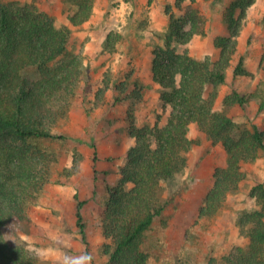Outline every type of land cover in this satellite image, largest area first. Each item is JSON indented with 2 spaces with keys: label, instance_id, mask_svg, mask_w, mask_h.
Segmentation results:
<instances>
[{
  "label": "rangeland",
  "instance_id": "rangeland-1",
  "mask_svg": "<svg viewBox=\"0 0 264 264\" xmlns=\"http://www.w3.org/2000/svg\"><path fill=\"white\" fill-rule=\"evenodd\" d=\"M1 1L35 2L54 17L58 27H69L68 50L81 57L84 67L69 112L55 127L67 138L33 140L52 159L51 182L29 204L25 220L4 228L5 236L35 250L40 264H64L65 257L84 254L92 256L91 264H109L107 244L111 241L104 235L102 213L110 190L121 181V169L135 141L130 135L129 117L133 114L140 127L167 122L171 107L163 103L160 86L141 87L142 83L152 82L154 51L165 46L172 16L182 18L190 2L178 6L177 0H94L90 20L74 26L68 19L76 10L70 0ZM231 1L197 0L205 32L188 44L177 45L178 50L199 60H217L220 51L215 39L228 34L224 12ZM112 32L119 35L113 50L106 45ZM242 58L251 75L235 77L234 68ZM22 74L35 81L39 69L29 67ZM263 78L264 0H257L247 11L236 54L227 69V82L217 89L211 84L207 86L208 94L216 92L215 109L229 115L240 132L252 131L253 124L264 129V110L259 109L257 99L246 106H226L225 98L234 89L250 95ZM106 83L110 86L96 105L98 91ZM123 86H127L125 94H121ZM139 89L141 98L116 100L118 95L126 97ZM189 136L195 144L188 153V165L172 181L163 184V198L174 193L173 200L147 232L144 249L152 264H228V257L247 248L251 241L241 218L246 212L261 208L252 189L264 184V153L243 163L246 178L228 195L221 211L200 217V207L214 184L215 170L226 165L227 154L223 145L209 139L196 123L191 124ZM92 139L98 149L96 161ZM76 165L78 170L69 175L68 170ZM80 200L87 201L83 213L88 242L76 222Z\"/></svg>",
  "mask_w": 264,
  "mask_h": 264
},
{
  "label": "trees",
  "instance_id": "trees-1",
  "mask_svg": "<svg viewBox=\"0 0 264 264\" xmlns=\"http://www.w3.org/2000/svg\"><path fill=\"white\" fill-rule=\"evenodd\" d=\"M187 0H177L182 6ZM257 0H232L224 12L227 35L217 36L215 46L219 57L199 60L177 45L188 44L204 34V16L189 0L182 18H171L165 36V46L154 51L152 82L141 88L160 86L161 99L171 107L164 125L138 126L130 115V135L135 139L127 152V163L121 169L119 185L110 190L102 213L109 264H152L144 249L147 232L156 218L170 206L173 194L162 196L164 183L172 181L188 165V153L195 144L189 131L196 123L214 143H221L227 154L225 166L216 168L214 184L207 192L199 216L218 214L228 195L236 191L246 178L243 163L264 153V129L253 124L252 131L240 132L238 124L224 111L215 109L216 92L207 93L227 82V69L236 54L238 39L245 26L247 11ZM76 10L68 19L74 26L90 20L94 0H70ZM69 27H58L53 16L42 11L35 2L3 3L0 0V264H40L38 253L26 243H13L4 228L25 220L28 206L51 182L52 159L33 140L66 139L55 131L58 121L67 116L76 85L84 73L81 57L68 50ZM118 33L107 37L106 45L113 50ZM37 67L35 81L23 76L26 68ZM243 58L234 68V76H249ZM110 83L98 91L100 104ZM123 86L121 94H125ZM141 98L134 90L116 100ZM260 102L264 110V78L250 95L237 89L225 98V105L246 106L250 100ZM93 138V137H92ZM96 161L97 144L92 139ZM77 163V162H76ZM68 170L71 175L78 169ZM98 169L95 168V173ZM97 177H95L96 179ZM131 184L132 187H128ZM261 208L246 212L241 222L250 237L247 248L228 257V264H264V184L253 187ZM86 200L76 206V222L86 242V222L83 208Z\"/></svg>",
  "mask_w": 264,
  "mask_h": 264
},
{
  "label": "clouds",
  "instance_id": "clouds-1",
  "mask_svg": "<svg viewBox=\"0 0 264 264\" xmlns=\"http://www.w3.org/2000/svg\"><path fill=\"white\" fill-rule=\"evenodd\" d=\"M92 256L90 254H84L77 258H64V264H91Z\"/></svg>",
  "mask_w": 264,
  "mask_h": 264
}]
</instances>
